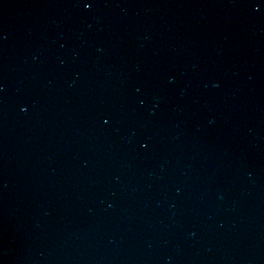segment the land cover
Here are the masks:
<instances>
[{
  "label": "water",
  "instance_id": "water-1",
  "mask_svg": "<svg viewBox=\"0 0 264 264\" xmlns=\"http://www.w3.org/2000/svg\"><path fill=\"white\" fill-rule=\"evenodd\" d=\"M0 264H264V0H0Z\"/></svg>",
  "mask_w": 264,
  "mask_h": 264
},
{
  "label": "snow or ice",
  "instance_id": "snow-or-ice-1",
  "mask_svg": "<svg viewBox=\"0 0 264 264\" xmlns=\"http://www.w3.org/2000/svg\"><path fill=\"white\" fill-rule=\"evenodd\" d=\"M91 5H86V7H90Z\"/></svg>",
  "mask_w": 264,
  "mask_h": 264
}]
</instances>
